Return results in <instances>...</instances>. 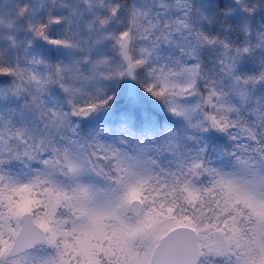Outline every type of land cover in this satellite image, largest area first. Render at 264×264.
<instances>
[{
    "label": "snow or ice",
    "instance_id": "snow-or-ice-1",
    "mask_svg": "<svg viewBox=\"0 0 264 264\" xmlns=\"http://www.w3.org/2000/svg\"><path fill=\"white\" fill-rule=\"evenodd\" d=\"M0 264H264V0H0Z\"/></svg>",
    "mask_w": 264,
    "mask_h": 264
}]
</instances>
